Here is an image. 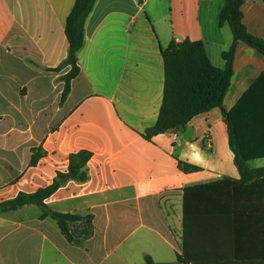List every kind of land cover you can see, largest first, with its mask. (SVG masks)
<instances>
[{
  "label": "crops",
  "instance_id": "crops-1",
  "mask_svg": "<svg viewBox=\"0 0 264 264\" xmlns=\"http://www.w3.org/2000/svg\"><path fill=\"white\" fill-rule=\"evenodd\" d=\"M75 1L0 0V203L50 186L72 153L88 150L89 181L70 182L45 203L92 215L95 232L72 245L35 205L0 213V264H138L135 252L144 262L264 264V183L238 184L222 110L194 118L184 132L143 136L163 102L162 49L202 41L212 64L225 68L234 41L219 25L225 0H97L81 72L62 101L69 68L53 70L68 55ZM243 13L248 31L264 39V0H245ZM263 72L264 55L239 42L227 111ZM180 161L200 169L185 173ZM248 166L262 169L264 158Z\"/></svg>",
  "mask_w": 264,
  "mask_h": 264
},
{
  "label": "trees",
  "instance_id": "trees-1",
  "mask_svg": "<svg viewBox=\"0 0 264 264\" xmlns=\"http://www.w3.org/2000/svg\"><path fill=\"white\" fill-rule=\"evenodd\" d=\"M137 1L143 4V0ZM96 2L97 0H76L66 20L68 55L61 66L53 70L69 68V72L63 77L65 87L62 101L67 99L72 81L81 72L78 55L85 43L86 21ZM225 2V7L220 13L219 25L221 27L228 25L234 36L231 48L223 53L225 68L220 69L212 64L202 41L173 40L167 48L162 49L165 65L163 102L157 123L143 136L151 141L153 137L170 131L184 132L194 118L219 108L225 119L228 118L226 123L229 146L241 176L238 184L249 185L256 180L264 183V168L252 170L248 166L249 161L264 158V72L232 110L227 111L224 107L234 75V61L239 42L264 55V39L251 34L245 25L243 13L245 0H225ZM43 154L41 148L34 149L31 165L35 166ZM91 158L92 153L88 150L72 153L68 170L58 172L50 186L32 194L20 193L12 200L0 203V213L14 211L26 205H35L42 210V218L51 217L57 222L68 243L83 244L94 235L93 216L55 212L48 208L45 201L70 182L82 184L89 181L88 163ZM179 167L185 173L200 169L181 161ZM228 181L226 179L222 182ZM184 208L187 214L189 209L187 196ZM144 264L168 263H156L150 256H146ZM172 264L188 263L179 256L178 261Z\"/></svg>",
  "mask_w": 264,
  "mask_h": 264
},
{
  "label": "rangeland",
  "instance_id": "rangeland-1",
  "mask_svg": "<svg viewBox=\"0 0 264 264\" xmlns=\"http://www.w3.org/2000/svg\"><path fill=\"white\" fill-rule=\"evenodd\" d=\"M132 256L134 257V260H136L138 264L144 263V258L142 257V255H140V253L135 252L132 254Z\"/></svg>",
  "mask_w": 264,
  "mask_h": 264
},
{
  "label": "water",
  "instance_id": "water-1",
  "mask_svg": "<svg viewBox=\"0 0 264 264\" xmlns=\"http://www.w3.org/2000/svg\"><path fill=\"white\" fill-rule=\"evenodd\" d=\"M226 121H228V118H226ZM185 138H187V139H191L190 132H188V133L185 135Z\"/></svg>",
  "mask_w": 264,
  "mask_h": 264
},
{
  "label": "built area",
  "instance_id": "built-area-1",
  "mask_svg": "<svg viewBox=\"0 0 264 264\" xmlns=\"http://www.w3.org/2000/svg\"><path fill=\"white\" fill-rule=\"evenodd\" d=\"M206 138H209V136H206Z\"/></svg>",
  "mask_w": 264,
  "mask_h": 264
}]
</instances>
